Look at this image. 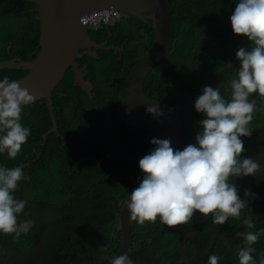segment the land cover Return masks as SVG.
Segmentation results:
<instances>
[{
	"label": "trees",
	"instance_id": "obj_1",
	"mask_svg": "<svg viewBox=\"0 0 264 264\" xmlns=\"http://www.w3.org/2000/svg\"><path fill=\"white\" fill-rule=\"evenodd\" d=\"M202 1L171 0L170 9L176 25L172 47L174 50L176 45V51L173 56L204 63V69L216 74L228 64L225 55L227 47L208 46L211 40L217 42L223 34L198 31L205 26L201 17L203 10L191 5ZM232 1L234 8L236 0ZM216 4L224 10V0ZM38 15V7L30 0H0V61L18 57L33 60L38 57ZM219 19L225 26L224 20ZM109 31L129 41L117 44L125 47L124 51L116 48L100 50L98 58L88 56L83 61L90 71L87 76L95 86L94 98L75 84L70 68L53 92L60 135L50 134L44 145L43 136L53 126L48 106L44 100L30 104L21 114L22 124L31 130L21 152L15 159L0 156V164L9 168L34 161L24 170L30 180L19 182L15 197L27 201L23 213L35 221L31 231L20 238L10 234L0 235V264L8 263L16 253L27 255L30 251V264H99L104 246L109 250L106 255L110 256L121 244L119 212L133 186V175L138 169L137 158L140 159L154 147L150 143L152 137L161 136L150 129H131L119 111L130 72L153 43L152 20L124 17L108 29L90 31V37L93 41L105 42L110 37ZM115 42L113 38L108 44ZM198 45L200 48L195 55ZM28 73L29 70L22 68H5L0 70V77L20 80ZM234 75L226 77V81ZM203 86L202 76L188 65L171 63L167 68L165 61L155 65L146 77V94L173 106L184 120L191 123L190 130L185 127L180 149L194 142L199 129L194 122H198L202 115L193 105ZM222 95L229 98V89H224ZM256 112L258 114L253 120H257L251 123L252 135L241 137L245 148L241 155L256 159L261 165L260 170L255 176L233 179L242 198L245 189L256 194L250 202L253 209H243L242 216L264 212V106H258ZM158 130L164 131L161 128ZM46 201L51 202L39 205ZM49 213L55 215L53 220H48ZM195 219L200 222L204 218L195 213L191 220ZM253 223V229L244 228L237 234L264 228V214ZM212 224L211 217H208L202 230ZM222 225L218 230L229 233L241 222L230 217ZM132 237L134 245H131L127 255L135 264H176L180 257V253H171L178 247L181 235L160 224L159 218L156 223L146 222L143 226L135 223ZM210 243V239H205L203 249L207 250ZM244 243L241 235L236 236L235 241H231V248H226L219 239L217 252L212 254L221 257L219 264H238L236 252ZM253 247L256 251L252 255L258 264L259 259L264 257V234ZM218 249L223 252L218 253ZM150 255L156 257L158 263L149 258Z\"/></svg>",
	"mask_w": 264,
	"mask_h": 264
},
{
	"label": "clouds",
	"instance_id": "obj_2",
	"mask_svg": "<svg viewBox=\"0 0 264 264\" xmlns=\"http://www.w3.org/2000/svg\"><path fill=\"white\" fill-rule=\"evenodd\" d=\"M30 1L34 4V1L42 0ZM122 18L124 17L120 14V19L116 22H120ZM229 19L233 34L245 37L248 44L246 47H239L235 52L239 67L234 70L235 75L228 83L229 98L226 99L222 95L220 86H209L203 81L205 85L193 105L202 115L197 122L199 125L196 123L199 129L195 133L193 143L174 150L171 141L161 136L166 133L165 127H131L122 118L131 129L140 128L142 131L150 129L161 136L152 137L150 143L154 147L140 159L137 158L138 169L133 175V186L125 201L129 213L128 220L133 222V225L156 223L159 218L160 224L172 230H175L172 227L183 225L191 234L209 231L223 233L218 229L220 226L222 228V224L230 217L239 219L246 229H253V220L260 219L261 214H264L262 212L253 216H242L243 209H253L250 202L256 198V194L250 189H245L242 198L233 182L234 178L255 176L261 167L253 157H242L245 148L241 137L252 135L251 123L257 120L253 118L258 114L256 112L258 106H264V0H236ZM115 23L105 28L108 29ZM88 32L90 34V30ZM104 44L106 49L122 50V46H107L106 42ZM85 67L86 73H90L88 66ZM87 74L85 77H88ZM34 100L35 97L28 89L21 87L20 80L10 79L8 76L0 77V156L6 155L7 158L15 159L21 152L22 146L31 134L30 128L22 124L21 114ZM130 108L131 106L129 110ZM146 111L154 116L162 115L157 106L150 105ZM188 128L191 129L190 126ZM33 162L11 168L0 164V235L10 234L20 238L27 235L35 223L31 219L18 221V216L25 209L27 201L15 197L19 182L30 180L24 170ZM52 198H55V195H52ZM50 202L46 201L39 205L45 206ZM195 213L204 218L203 222L211 217L213 224L202 230V221L191 220ZM256 215L259 218H254ZM190 224L193 225L187 228ZM262 234L264 228L240 233L245 243L237 249L238 264H257L252 255L256 251L253 245ZM180 235L179 244L187 250L188 245L192 246L191 253L194 257L196 249L193 242ZM204 238L210 239L211 243L212 238L199 237L201 250L207 255L205 264H219L221 257L218 254L208 255L209 248L203 249ZM217 239L219 238H216L213 249L215 252ZM133 243L132 237L131 245H134ZM108 251L107 246L101 249L99 264H135L127 252L111 257L106 255ZM219 252L223 250L218 249ZM149 258L158 263L156 257L152 258L150 255ZM258 264H264V257L259 259Z\"/></svg>",
	"mask_w": 264,
	"mask_h": 264
},
{
	"label": "water",
	"instance_id": "obj_3",
	"mask_svg": "<svg viewBox=\"0 0 264 264\" xmlns=\"http://www.w3.org/2000/svg\"><path fill=\"white\" fill-rule=\"evenodd\" d=\"M33 3L39 8L40 53L33 60H22L20 57L2 60L0 61V70L5 68L29 70L27 75L20 78L21 87H26L29 93L35 97L31 104L45 101L53 124L52 128L43 136L44 143L50 134L60 135L53 104V92L64 80L70 68L73 70L75 84L85 90L91 98H94V84L88 77H85L86 67L81 68L78 60L83 57L81 52L85 49L92 52L88 53L89 56L98 58L97 51L107 47L105 44L99 45L92 41L87 28L81 23V17L90 11L111 9L118 11L123 17L136 16L141 20L151 19L154 33L150 49L140 58L128 77L126 95L122 105L131 106V111L126 116L125 111L127 110L123 109L122 118L131 127H165L166 133L161 134L163 139H169L174 150L180 148L184 138L185 125L189 124V121H184L179 111L173 106L154 100L146 94L144 85L148 73L154 70L155 65L160 61H165L167 67L171 63L190 66L198 75L204 77V83L207 85H211L214 81L193 59H179L173 56L176 51V45L172 50L176 25L173 12L170 9L171 0H42ZM235 66L238 68L239 63H236ZM229 70H231V66L222 70L215 81L220 82ZM150 105L157 106L162 115L154 116L148 113L146 108ZM119 216L121 245L111 257L123 255L132 243L131 226L133 222L128 220L129 213L126 202L119 212ZM254 218H259V216L256 215ZM172 228L186 236L187 241L193 242L196 249L193 258L195 262L207 257L205 254L203 257L200 236L212 238V243L207 251L208 255L215 248L216 238L221 239L225 247L231 248L232 235L216 231L191 234L183 225ZM244 228L241 224L235 231L239 232Z\"/></svg>",
	"mask_w": 264,
	"mask_h": 264
},
{
	"label": "flooded vegetation",
	"instance_id": "obj_4",
	"mask_svg": "<svg viewBox=\"0 0 264 264\" xmlns=\"http://www.w3.org/2000/svg\"><path fill=\"white\" fill-rule=\"evenodd\" d=\"M178 2H179V0H178ZM217 2H219V0H203L201 3H194L191 6L192 7H196V8H200V9L203 10V12H201V17H202V19L204 21L205 26L202 27V28H199L198 31L204 32L205 34H210V33L223 34V36L221 38H219V40L217 42H213V40H211L210 44L208 46H211L212 48H220V49L223 48V47H227V52L225 53V55L227 56L226 60H227L228 64L224 68L231 66V70H229L221 78L220 82H216L215 80L217 78V75L224 68H222L216 74H210L207 69L203 68V66L205 65L204 63L199 64L194 59L193 60L205 72H207L211 76V80H213L214 82L211 85H209V86H213V87L220 86L221 87V93H223L224 89H228V83L230 82V81H228V82L226 81V77H228L229 75L235 74L234 70L237 69V67L235 65H236V63H239L236 60L235 53L233 52V50H237L241 46H245L246 47L247 44H248V41H247V39L245 37L236 36V35L233 34V31H232V28H231V24H230V19H229L230 15L232 13L233 1L232 0H224V10H223V7L218 8V6L216 4ZM177 3H175V5ZM219 18H222V20H224L225 26L220 22ZM146 20H149V19H146ZM146 20H144V21H146ZM109 35H110V37H109L108 41H105V42L109 43V41L114 38V39H116L117 43L115 42V43H113L111 45L108 44L107 46H115V45L118 46L117 44H119V43H128V39H122V37L119 36V35L115 36L112 33V31H109ZM204 38L207 39V36L205 35ZM93 42H96L99 45L100 44L103 45L105 43V42H97V41H93ZM229 47H231V49ZM121 48H122V51L125 50V47H121ZM199 48H200V46L198 45L197 48H196L197 52L195 53L196 50L194 51L195 55L198 53ZM93 50H95V49H93ZM101 50H105V49H101ZM98 51H100V50H98ZM81 53L83 54V57L78 60V63L81 64V67L83 68V67L87 66V64H84L83 61L85 60L86 57L89 56L88 53H92V52H90L89 49H87V50L85 49ZM203 81H204V77L202 76V82ZM122 108L127 110V111H125L126 116L129 114V111H131V108L129 110L128 106H124V105L121 104V106L119 107L120 114H122L121 113L122 110H123ZM129 116H131V115H129ZM184 121H186V120H184ZM196 123L197 122H194V125H196ZM190 124L191 123L189 121L188 126ZM192 129H193V126H192ZM237 233L238 232H236L234 230L232 232L224 233V234H227L229 236L232 235L233 238L231 239V241H235V237L236 236L237 237L240 236V234H237ZM217 240H219V239H217ZM217 246H218V242H217ZM191 247L192 246L188 245L187 246L188 250H187L181 244L178 245V247L174 250V253H171V254L180 253V257L177 260L176 264H199L201 262H205L206 258L205 259L201 258V259H199L200 260L199 262L195 263V261L193 260L194 257H193V255L191 253L192 252ZM219 250H221V249H219ZM204 254L206 255V253H204ZM204 254H203V257H204Z\"/></svg>",
	"mask_w": 264,
	"mask_h": 264
},
{
	"label": "built area",
	"instance_id": "obj_5",
	"mask_svg": "<svg viewBox=\"0 0 264 264\" xmlns=\"http://www.w3.org/2000/svg\"><path fill=\"white\" fill-rule=\"evenodd\" d=\"M120 19V13L111 9H99L85 13L81 23L90 31H99Z\"/></svg>",
	"mask_w": 264,
	"mask_h": 264
},
{
	"label": "rangeland",
	"instance_id": "obj_6",
	"mask_svg": "<svg viewBox=\"0 0 264 264\" xmlns=\"http://www.w3.org/2000/svg\"><path fill=\"white\" fill-rule=\"evenodd\" d=\"M47 218H48V220H53L55 218V215L53 216L52 213H49L47 215ZM27 219H29V218L23 212L21 214H19V216H18V221L19 220H27ZM30 231H31V229H30ZM31 252L32 251L28 252L27 255H22V254L16 253V254H14V257L13 258L11 257L10 261H8V263H6V264H30Z\"/></svg>",
	"mask_w": 264,
	"mask_h": 264
}]
</instances>
